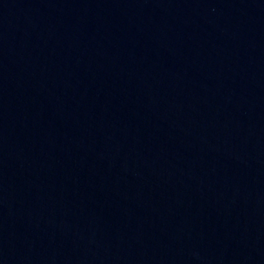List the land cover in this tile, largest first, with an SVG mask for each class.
I'll list each match as a JSON object with an SVG mask.
<instances>
[{
	"label": "water",
	"instance_id": "1",
	"mask_svg": "<svg viewBox=\"0 0 264 264\" xmlns=\"http://www.w3.org/2000/svg\"><path fill=\"white\" fill-rule=\"evenodd\" d=\"M0 264H264V0H0Z\"/></svg>",
	"mask_w": 264,
	"mask_h": 264
}]
</instances>
